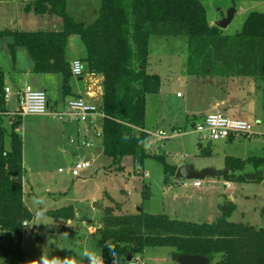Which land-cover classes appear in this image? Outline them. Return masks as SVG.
<instances>
[{
	"label": "trees",
	"instance_id": "1",
	"mask_svg": "<svg viewBox=\"0 0 264 264\" xmlns=\"http://www.w3.org/2000/svg\"><path fill=\"white\" fill-rule=\"evenodd\" d=\"M32 7L38 14L60 17L62 25L53 29H3L0 36L13 39L9 44L12 53L18 47L27 49L35 73L61 74L64 96L72 94L74 82L69 39L80 38L86 71L103 77V154L118 168L127 156L132 157L136 170L147 158L154 157L163 164L166 183L176 174V165L148 148L151 134L145 125L147 95L159 93L162 87L161 76L148 69L151 36L186 37V70L191 76H243L264 81V11L249 12L241 30L229 35L211 23L203 0H101L97 16L89 24L68 12L66 0H33L25 6L28 11ZM5 87V72L0 67V258L18 259L24 256L23 222H32L34 214L24 201L21 117L11 122L10 149L5 145ZM197 119L194 116L189 120L195 125ZM248 164L255 170L245 172ZM222 175L264 182V140L261 156L226 157ZM144 187L143 196L149 198L148 186ZM118 205L104 208L98 230L104 264H114L115 259L106 241L113 246L116 264H127L130 254L142 256L147 249L158 247L170 248L175 261L180 254H198L214 264H264V227L232 221L236 208L232 201L220 205V215L212 222L143 210L120 213ZM72 211L64 207L50 213L71 218ZM261 216L264 218V206Z\"/></svg>",
	"mask_w": 264,
	"mask_h": 264
},
{
	"label": "rangeland",
	"instance_id": "2",
	"mask_svg": "<svg viewBox=\"0 0 264 264\" xmlns=\"http://www.w3.org/2000/svg\"><path fill=\"white\" fill-rule=\"evenodd\" d=\"M66 1L68 12L77 20L88 19L87 17H90L93 13H95L96 17L98 9L101 6V0ZM232 1L233 0H203L208 10V18L213 21L222 19L226 15L227 10L232 6H228ZM25 6L26 2L21 0H0V30H38L39 27H41L40 29H53V27H56L55 23H57L58 20H61L60 17V19L55 17L47 21L45 24H42L46 19H43L40 15H36L37 12L34 10H25ZM94 9H96V11H94ZM259 9H261L260 11H264V8ZM247 15V12L236 14L228 27L223 29V32L225 34L233 35L241 30ZM44 17L48 18V16L45 15ZM88 23L85 22V24ZM46 25H49V28H44L47 27ZM6 40L12 41V38L0 36V57H3L9 50ZM149 40L150 54L148 69L157 72L161 76L162 91L164 84L168 82L170 83L168 88L165 89L164 94L163 92L161 93L163 94V97H166L167 99L166 108H164L163 105H161V108L156 107L150 99L147 103L145 125L147 131L151 134V139L155 141L154 146L149 144V151L152 154L165 155L166 161L172 165L177 164L179 166L181 162H184L185 164H193L195 167L204 168V166H206L222 171L225 168V156L221 152H215L210 156L200 155L197 142L201 139L200 135L194 131L192 123L187 129L179 131H172L167 122L160 123L163 117H166L165 119L167 120L174 114L178 115L179 113L175 106H177V102H181L182 99H176V93L179 92L180 94H183L186 90V86L182 85L180 81L177 83L173 82L174 80H172V78H177L178 75H181L184 71L185 64L187 65V38L184 36L153 35ZM221 77L223 76H215L213 78ZM74 81H76L75 77ZM10 82L14 84L12 79ZM258 82L260 86L254 84L250 88H245L244 91L248 90L250 93H247V96L244 94V96L246 97V102H248V104L251 103L253 106L258 105V109H261L260 113L262 114L261 116H258V118H262L264 117V81L261 80ZM206 83L208 84H206L208 87L198 85L191 88L190 95H193L192 98L195 104H201V102H203L199 100L201 97L198 96L201 93V90H205V92L207 94L210 93V95L214 94L213 85L208 82ZM15 85L16 87L21 86L20 82H16ZM170 89H172V92L169 91ZM223 92L224 90L222 89L218 90L220 95H222ZM232 94L234 93L232 92ZM151 96L153 95H150V97ZM48 97L51 98L49 95ZM12 100H14V96L11 98V101ZM51 102L53 103L52 100ZM12 103L11 106L13 105ZM16 103L18 105V98ZM210 105L211 104H208L206 109L208 111L205 110L206 113H211L213 111L211 110L212 105ZM247 105L246 108L248 109ZM159 108L161 110H159ZM236 117L242 118L240 116ZM199 121L200 119L198 116L197 122ZM249 121L256 122L253 117H249ZM4 124L7 130L5 145L7 149H10L9 133L11 132V118L8 117V115L4 118ZM101 126V123H99L98 129ZM159 128L165 129L168 134L167 138H163L156 134V131ZM256 128L257 131H264L262 126H256ZM95 140L97 144H101V138H96ZM201 141L205 145L210 144L214 151L219 149V141H212L209 139H203ZM210 141L212 142L210 143ZM239 142L245 143L247 147H251L249 152L250 156H261L263 154L262 136L256 135L251 139H243ZM75 145L77 144L75 143ZM86 147L87 146L83 148L80 147V150L74 154L73 159L75 162L89 161L93 163V167L89 170L82 171L80 177H74L69 170L67 171L69 166L67 167L66 163L64 165L58 159L52 162L48 156L46 157L47 162L45 161V164H40V160L44 159L42 157L40 158V152L44 154V150L41 148L40 144L36 143L35 145L28 142V156L30 155V158L35 156L33 161L37 159L39 160L37 163L35 162V164H32L33 161L32 163H28L26 167L27 169L25 168L27 172L26 177L28 178L27 190L32 192L31 195L33 198L44 199V203L39 206L33 203L35 211L39 214L37 221L39 224H36L34 231L35 233L42 235L44 240L43 242L35 240V233H30V230L34 228L33 226L28 230L26 236L28 239H31L35 246L42 244L47 246L48 244L53 243L54 245H57L60 242L58 238H64L66 237L65 235L69 234L67 231L63 234L62 232L59 234L56 233L58 234L56 237L48 239L46 236L47 230L44 229L41 224L44 221H47L49 216L41 213V210L43 209L68 207L76 212L78 215L77 217H80V219L84 218L88 219V221L92 220L93 222H98L102 219L105 207L115 206L116 204H119L118 210L121 209L119 211L120 213H137L141 210L147 212L148 210L146 209H151L148 213L153 214L167 213L164 212V187L167 183L165 182V172L161 162L154 157L147 158L140 168L142 171L140 173V170H136L133 159L130 156L124 157L121 162L122 168H118L112 163L110 157H107L98 151V147H96V149L94 147ZM89 150L91 151V155L87 154ZM81 152L85 153V156L80 155ZM58 168L64 169V172H58ZM254 170L255 169L252 165H247L244 171L250 172ZM144 173L147 174V176H145ZM170 180H174V182L176 181L174 176H170ZM202 180H205L206 182L208 180H215V185L218 187L219 192L224 189L226 190L223 183L227 182V178L223 175L207 176ZM193 181V179H184V182L188 184H191ZM230 181L233 185L232 190L235 191L236 194V199L234 200L236 208L230 219L236 222H245L255 226L264 227V218L261 216V209L264 206V182L243 181L241 179H230ZM145 184L148 186V189L146 190H148L149 198H144L143 196ZM174 190L183 191L184 188L175 187ZM170 200V197H168L167 206L165 207H168ZM135 203L138 205L135 206ZM182 203L183 202H181V204ZM80 228L81 230L85 229L82 225H80ZM81 233L82 236H85L83 231ZM62 243L64 246L65 242L63 241ZM90 245L92 246V252L98 253V255L102 253V240L99 233L94 236L93 242L91 241ZM168 254L169 256H167ZM142 256H144L143 260L147 264H178L171 257V249L168 247L149 248ZM6 260L7 259L5 258H0V264H5ZM11 261L9 260L8 264H25L24 261H21L20 259Z\"/></svg>",
	"mask_w": 264,
	"mask_h": 264
},
{
	"label": "crops",
	"instance_id": "3",
	"mask_svg": "<svg viewBox=\"0 0 264 264\" xmlns=\"http://www.w3.org/2000/svg\"><path fill=\"white\" fill-rule=\"evenodd\" d=\"M13 1H18V0H13ZM21 1H24L27 4L29 2H32L33 0L31 1L21 0ZM262 3H264V1L233 0L232 3L229 4L228 6L235 5V7L237 8L236 14H239L241 12L249 13L253 10L260 11L261 9L259 8H264V4ZM24 9L26 10L25 7ZM31 10L36 11L37 8L32 7ZM94 11H96V9H94ZM36 15H40L43 19H46V21L42 24H45L47 21L55 17L59 18L58 16L55 15H45L48 16V18H45L44 15L38 13ZM87 18L88 19H79V20H82L81 22L83 23L92 22L95 19V13H93L92 15H90V17ZM215 22L216 21L211 20L212 24H215ZM55 24H56L55 28H58L62 25V21L58 20V22ZM46 26L47 27L44 28H49V25ZM40 28L41 27H39V29ZM11 42L12 41L10 40H6V44L9 50L6 52V54L3 57H0V67L5 72V84L6 86L8 85L11 87L12 89L11 98L14 96V100H15V101L12 100L13 101L12 103L10 99V101L6 103L8 113L10 111L17 109L18 105L16 101L19 95V91L22 90L26 85H31L34 88L43 89L47 92V96L49 95L51 97V98L48 97L49 104L51 106V111L49 113L42 115H25L21 117L22 119H21V126L19 128V132L22 134L23 137L24 168L27 167L28 163H32V161L35 159V156L31 158L30 155L28 156V152H27L28 142L30 144L33 143L35 145L36 143H38L40 144L41 148L44 150V154L40 152V158L41 157L44 158L40 160V164H45L47 162L46 157L49 156V159L52 160V162L58 159L64 165L66 163L67 164L66 166L67 167L69 166L67 171L68 170L70 171V167L75 163L73 157L74 154L80 150V147L83 148L87 146L86 148L94 147L95 149L96 147H98L97 148L98 151L103 154L102 140H101V144L99 143L97 144L95 142L96 141L95 139L97 138L94 135L95 124L91 125L89 123L79 122L76 118L72 116L67 117L65 120H60L52 111L53 109H60L61 106L67 100L77 96H83L87 102L93 103L102 109L103 77L100 74L85 71L82 76L76 78V81L72 83V94L64 96L62 90V85H63L62 75L53 74V73L50 74L35 73L34 62L30 57L27 49L24 47H18L15 50V52L12 53L9 47V44ZM84 52L85 50L83 44L81 43L80 38L78 36H72L69 39V43H68V57L70 58V63L75 59H81L82 56L84 55ZM4 62H9V63H4ZM186 67L187 65L185 64L184 71L183 73H181V75H178L177 78L175 77L172 78V80H174L173 82L177 83L178 81H180L182 85L186 86V90L184 91L183 94L179 95V92L176 93V99L177 98L182 99L181 102H177L178 104L177 106H175V108L178 110L179 113L178 115L174 114L172 117L168 118L167 120L165 119L166 117H163L160 123L167 122L172 131L187 129L191 124L189 120L190 118L197 115L203 116L207 114L206 111L208 110L206 109L208 104L212 105L211 108V110H213L212 112L220 111L234 117L240 116L242 117V119L244 118L245 120H249V117H253L255 118L256 122L264 120V117L258 118V116L262 115L260 113L261 109L260 108L258 109V105L253 106L251 103L248 104V102H246L247 101L246 97L244 96V94L247 96L248 95L247 93H250V91L248 90L244 91L245 88L247 87L250 88L254 84L256 86H260L258 81H261L262 79L260 80V78L243 77V76H231V77L223 76L221 78H213L215 76L197 77V76L189 75L187 73ZM150 70L151 69H149V71ZM151 72L153 71L151 70ZM194 77L196 80L194 79ZM11 79L14 81V84L10 82ZM16 82H20L21 86L16 87L15 85ZM206 82L211 83L213 85L214 94L210 95V93L207 94L205 90H201V93L198 96L201 97V99L199 100L203 102H201V104L200 103L195 104L192 98L193 95H190L191 88L196 87L198 85H202L203 87L205 86L208 87L207 86L208 84ZM169 84H170L169 82L164 84L163 91L160 90V92L157 94L147 95L146 108L149 99L156 107L161 108V105H163L164 108H166L167 99L166 97H163V94L165 89L168 88ZM221 89L224 90L222 95L218 93V90ZM169 91L172 92V89H170ZM162 92L163 94H161ZM232 92L234 94H232ZM150 95L153 96L150 97ZM51 100L53 101V103L51 102ZM11 103L13 104L12 106ZM246 105L248 109L246 108ZM160 108L159 110H161ZM7 115L8 117L11 118V122H12L13 120L12 116H10L9 114ZM159 130L165 131V129L159 128L157 129L156 132H158ZM251 138L252 137H247V136H232L227 140H219L220 145L218 144L219 149L217 151H214L211 148L210 144L208 145L203 144L201 140H199L197 144H198V149L200 151V155L210 156L215 152H221L225 156V168H226V157L232 156L242 159L251 157L249 155L251 147L250 146L247 147L245 143L239 142L240 140L251 139ZM84 142H92L93 145H86L84 144ZM149 142H155V141L152 140L150 137ZM211 142L212 141H210V143ZM75 143L77 145H75ZM87 154L91 155V151L89 150ZM80 155L85 156V153L81 152ZM38 160L39 159L33 161L32 164H35V162L37 163ZM181 164H185V163L181 162L179 165ZM176 166L178 167L177 164ZM205 167L206 166H204V168ZM196 168L200 169L202 167L196 166ZM58 172H60L59 168H58ZM62 172H64V169ZM140 172L142 171L140 170ZM240 172L241 171H237L236 173H240ZM26 173L23 181L24 201L27 207L34 214L33 221L30 223H36L38 221L39 214L35 211V208L33 207L34 198L31 195L32 192L27 190L28 178L26 177ZM173 176L175 177L176 181L174 182V180L173 181L169 180L164 187V195H165L164 212H167L165 214H168L171 217L177 216L175 218L180 217L179 219L197 221V222H203L202 220H204V222H211L212 220L215 221L216 220L215 218H217L220 214V205L228 200L234 203V200L236 199L235 191L232 190L233 187L232 184L231 187H227L226 182H224L223 184L226 190L224 189L223 191L219 192L218 187L215 185V180H208L206 182L205 180L201 179L203 182L202 186L196 187L193 185V182L191 184H188L184 182V179H180L175 175ZM227 182H231L230 179H227ZM175 187L184 188V190L176 191L174 190ZM33 194L36 196L34 192ZM168 197H170L171 200L168 207H165L167 206ZM181 202L183 203L181 204ZM137 205L138 204H136L135 206ZM51 210H55V209L41 210V213L43 215L49 216L48 220L44 221L41 224L43 228L47 230V234H46L47 238L50 239L52 237H56V235H58L59 233L62 232L63 234L66 231L69 232V234L65 235L66 237L64 238H58L60 242L57 245H54L53 243V244H48L47 246L43 244L35 246V244L32 243L31 239H28L26 237L29 230V228L26 227L25 228L26 233L24 235V242H23L24 256L18 258V260L20 259L21 261H24L25 264H42L43 259H47L48 261H52L53 259H56L61 262L65 260H75V264H89L88 259L80 255L79 253H82L85 249L92 252V246L90 244L91 241L93 242L94 236L98 233L100 234L98 230L101 227V220H99L98 222H93L92 220L88 221V219H84V218L80 219V217H77L78 215L74 211H72L73 217L71 218L56 217L50 213ZM120 210L121 209H119V211ZM146 210H148L149 212L151 211V209H146ZM80 225L85 227V229L81 230ZM33 227L34 228L30 230V233L31 231L35 233L34 230L36 228V225H33ZM82 231L85 233V236H82L81 233ZM35 234L39 235L40 237L38 238L37 236H35V240L43 242L44 240L43 236L40 235L39 233H35ZM63 241L65 242L64 246L62 245ZM96 254L98 255V253ZM167 256H169V254ZM143 257L144 256H142L143 263L147 264L146 262H144ZM171 257H172V253H171ZM5 259H7L5 264H8L9 260L10 261L17 260L12 257ZM11 262L14 263L13 261Z\"/></svg>",
	"mask_w": 264,
	"mask_h": 264
},
{
	"label": "built area",
	"instance_id": "4",
	"mask_svg": "<svg viewBox=\"0 0 264 264\" xmlns=\"http://www.w3.org/2000/svg\"><path fill=\"white\" fill-rule=\"evenodd\" d=\"M73 77L78 78L83 75V62L81 59H75L70 64ZM12 89L10 86L5 87L4 100L8 103L11 99ZM180 95V93H179ZM51 111L47 92L43 89L34 88L31 85H26L19 91L18 107L16 110L8 111L6 114L12 116V119L23 117L25 115H42ZM53 113L60 119L65 120L67 117H74L79 122L95 124L94 135L101 138L102 126L98 129L97 124L101 123L104 117V112L97 105L87 102L83 96L73 97L67 100L60 109H53ZM1 114V112H0ZM256 126L264 128V120L251 122L242 118L234 117L220 111L207 113L201 116L200 121L194 125V131L200 135L201 140L209 139L212 141L227 140L232 136H247L253 137L260 135L264 140V131H257ZM158 136L167 138L168 134L164 130L156 132ZM86 145H93L92 142H84ZM154 146V142H149ZM155 149V148H153ZM92 163L89 161H77L70 167V173L74 177H80L81 172L89 170ZM63 171V169H59ZM141 173V172H140ZM143 174V173H142ZM145 176L147 174L144 173ZM201 179H195L193 185L196 187L202 186ZM227 187H231L230 182H226ZM30 223V222H23ZM26 228L25 226H23ZM127 264H144L141 255H135Z\"/></svg>",
	"mask_w": 264,
	"mask_h": 264
},
{
	"label": "water",
	"instance_id": "5",
	"mask_svg": "<svg viewBox=\"0 0 264 264\" xmlns=\"http://www.w3.org/2000/svg\"><path fill=\"white\" fill-rule=\"evenodd\" d=\"M237 13V8L235 5H232L226 12V15L215 22V25L221 29H225L233 21ZM84 71L87 70V65L83 64ZM81 79V78H80ZM223 174V171L216 170L212 167H205L202 169H197L193 164H181L177 167L175 176L180 179H204L207 176H220ZM95 206V204H94ZM133 257L130 254L127 257V261L131 260ZM176 262L178 264H210L209 258L198 255V254H180Z\"/></svg>",
	"mask_w": 264,
	"mask_h": 264
},
{
	"label": "clouds",
	"instance_id": "6",
	"mask_svg": "<svg viewBox=\"0 0 264 264\" xmlns=\"http://www.w3.org/2000/svg\"><path fill=\"white\" fill-rule=\"evenodd\" d=\"M33 203L37 206L44 203L43 198H34ZM39 224V222L36 223H24L23 226L31 229L33 225ZM106 246L109 247L111 255L115 258L114 264H116V255L113 251V246L110 241H106ZM83 257L87 258L89 261V264H104L102 253L100 255H97L95 252L88 251L85 249L82 253H79ZM42 264H75V260H65L63 262L53 259L52 261H48L47 259L42 260Z\"/></svg>",
	"mask_w": 264,
	"mask_h": 264
}]
</instances>
